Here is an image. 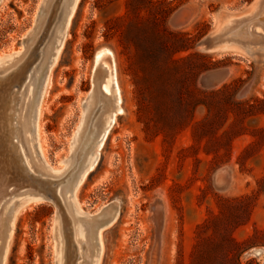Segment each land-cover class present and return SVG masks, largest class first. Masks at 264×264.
<instances>
[{"label": "rangeland", "instance_id": "obj_1", "mask_svg": "<svg viewBox=\"0 0 264 264\" xmlns=\"http://www.w3.org/2000/svg\"><path fill=\"white\" fill-rule=\"evenodd\" d=\"M42 2L0 0V65L22 51ZM259 2L74 0L37 106L36 141L33 116L27 140L40 167L63 171L83 135L82 106L93 104L91 73L103 69L115 108L101 119L96 157L83 161L74 191L82 212L107 208L94 264H261L264 46L246 54L226 40L222 52L197 49ZM220 69L229 72L219 84L199 83ZM223 167L230 182L219 190ZM55 211L44 200L20 203L1 264H55ZM254 248L262 254L242 257Z\"/></svg>", "mask_w": 264, "mask_h": 264}, {"label": "water", "instance_id": "obj_2", "mask_svg": "<svg viewBox=\"0 0 264 264\" xmlns=\"http://www.w3.org/2000/svg\"><path fill=\"white\" fill-rule=\"evenodd\" d=\"M73 5L74 0H43L35 25L23 40L22 51L13 60L0 65V264L6 228L10 227L19 204L28 200L48 201L55 207V264H94L99 256V232L107 227V208L93 215L82 212L74 199V191L79 177L84 174L81 168L83 161L90 153L96 157L101 119L108 109L114 111L115 108L113 96L104 90L99 78L103 69L97 66L91 73L93 104L90 107L86 102L82 106V114L86 116L83 135L74 144L75 149L65 161L63 171L40 167L33 159L27 140V125L33 116L32 133L36 141L37 106ZM260 8L263 10L257 19L258 30L250 26L252 22L247 18H242L224 31L222 26L216 28L198 43L197 49L222 52L218 50L222 42L238 37L245 42L240 51L246 54L257 52L264 46V0ZM179 13L175 14L174 20H178ZM175 25L182 23L175 21ZM228 72L226 69L209 71L200 77L199 83L204 87L215 86L225 79ZM36 149L43 165H46L37 144ZM223 172V184H220L219 176ZM229 182L228 167L219 169L214 176L215 187L224 190ZM109 204L112 212L118 213L117 205ZM262 252V249L254 248L242 257L259 256ZM261 264H264V258Z\"/></svg>", "mask_w": 264, "mask_h": 264}, {"label": "bare ground", "instance_id": "obj_3", "mask_svg": "<svg viewBox=\"0 0 264 264\" xmlns=\"http://www.w3.org/2000/svg\"><path fill=\"white\" fill-rule=\"evenodd\" d=\"M261 1H262V0H260V2H259V6H258V9H257V12H255V14H253L252 16H250V17L247 18V20H249V22H252V23L255 22V24L258 23V20H257V19H258V17H259V14H260V13L262 12V10H263L262 8H260V7H261ZM70 16H71V15H70ZM235 22H236V21H235ZM235 22H234V23H235ZM234 23H233V24H234ZM252 23H251V24H252ZM250 26H251V25H250ZM229 40L238 41V42H240L241 44H244V43H245V42H243V41H242L240 38H238V37H231V38H229ZM61 46H62V45H61ZM60 50H61V49H60ZM224 51H225V50H224ZM54 62H55V61H54ZM51 65H52V64H51ZM52 66H53V65H52ZM50 72H51V71H50ZM47 80H48V79H47ZM47 87H48V86H47ZM42 111H43V110H42ZM41 114H42V113H41ZM112 120H113V119H112ZM100 123H101V122H100ZM107 123H108V122H107ZM30 126H31V122H29L28 125H27V132L30 130ZM81 183H82V182H81ZM79 188H80V187H79ZM102 229H103V228H101L100 232L103 231ZM100 232H99V233H100ZM101 233H102V232H101ZM100 235H101V234H100Z\"/></svg>", "mask_w": 264, "mask_h": 264}]
</instances>
